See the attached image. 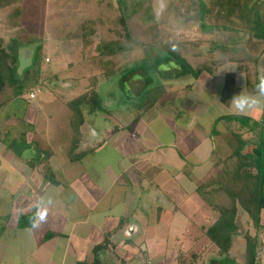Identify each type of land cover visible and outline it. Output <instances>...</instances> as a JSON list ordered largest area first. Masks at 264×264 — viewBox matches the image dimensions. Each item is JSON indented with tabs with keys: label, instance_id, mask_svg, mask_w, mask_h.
Segmentation results:
<instances>
[{
	"label": "crops",
	"instance_id": "obj_1",
	"mask_svg": "<svg viewBox=\"0 0 264 264\" xmlns=\"http://www.w3.org/2000/svg\"><path fill=\"white\" fill-rule=\"evenodd\" d=\"M255 1H259L256 5L264 4V0H254L249 2V5ZM0 13L4 12L0 11ZM8 13H4L3 16L0 14V24L3 23L5 30L3 35L6 39H10L18 31V29H8L7 23L5 26ZM223 13L218 12L216 15L220 17L224 15ZM244 15L241 14L240 19L236 16L238 20L234 23L242 25L236 29L225 25L224 20L216 23L215 14L211 18L213 19L211 25L215 28H224L223 31L226 29L227 33L236 31V34L244 35V42L240 43L242 45L232 46L231 57L220 59L224 56V47L218 52L220 47L209 48L206 44L205 47L203 44L193 45L183 51V56L186 58V63L183 65L175 63L164 50L165 56L150 60L152 65L149 67L159 70L158 74L162 80L160 84L154 83L155 75L152 73L148 77L142 72L133 73L135 76L130 73L134 79L135 77L144 79V82L146 79L150 80L143 91L136 95H142L150 86L166 87V94L152 107V109L158 108L161 114L150 112L152 109L144 114L140 111L141 113L135 115L134 124L127 126L114 118V116L127 117L122 113L112 114L106 109L103 112L86 114V121L79 130V142L75 148L72 112H70L67 117L69 124L61 129L64 133L63 142L67 147V153L66 150L62 151L66 154L63 159L60 155H55L56 149L59 148L58 143L55 146L48 145V149L52 150L45 148L48 150L46 153L40 150L47 156V161L43 157L28 158L26 155L24 158L15 157V149H11V144L0 143L2 151L5 152L2 154L0 150V264H177L178 252L184 241L185 245L187 243L193 245V240L198 234L197 230L209 228L217 218V214L203 201L197 191V188L228 158L227 156L214 158L215 150H224V153L229 154V149L233 151L237 149L238 144L229 146L226 142V136L230 133L233 134L232 137L243 133L244 140L249 141L247 147L251 149L259 141L260 135L264 134V107L262 111L258 110V112L256 109L251 115H242L234 113V109L229 104L234 95L228 91L230 87L243 84L246 85L248 93H254L259 78L264 76V13L254 9L253 13ZM243 20L245 22H242ZM199 22L202 30L203 26L205 29L208 27V23L203 22L202 12L199 15ZM202 32L200 31V34ZM41 38L39 42L45 39L43 36ZM45 46L46 44L41 46V43L38 44L36 41L37 50L40 47L42 50ZM206 51L212 54L211 60L208 56H205V59L199 58L200 54ZM29 52L26 51V55L21 57L22 65L20 62L19 70H22V75L27 79L48 80L37 68L30 70L31 64L33 62L36 64V60L34 53ZM242 52L245 55L242 56ZM125 57L121 56L117 59L122 60ZM144 62L145 59L142 63ZM129 63L119 64L122 71L116 77L122 78L121 83L126 82L125 78L129 73L125 76L122 72ZM137 64L138 62L133 63L129 70L136 68L134 66ZM137 67L140 71L149 70L144 65ZM81 68L76 79L80 76V72L85 73ZM201 68L204 70L199 73ZM52 76L51 78H54ZM112 79H105L103 84L105 86L110 84ZM64 86H67L65 89L69 91L72 82ZM195 87L207 88L210 92L207 95L200 94L192 104L186 98L189 97V91H193ZM35 90L40 92L36 88L30 94ZM111 91L113 90H108V96L105 98L112 100ZM37 95L35 99L29 96L30 101L36 100ZM200 100L212 105L210 104L209 107L208 104V108L202 109ZM171 106L177 109L174 114V125L168 127L165 126L169 123L164 111L167 108L169 110ZM124 113H129V109ZM99 115L104 117L103 122L94 120L99 122V127L97 123L91 125L93 121L90 118ZM232 115L249 117L252 120V127H241L238 121H217L223 116ZM159 122H162L161 127ZM223 122L232 124V128L230 126L225 128ZM138 123L141 126H138ZM217 123L221 125L219 126L221 130L215 128ZM180 125H186L190 132L187 135V143L181 142L187 149V154L177 151L180 137L176 128ZM31 131L33 137L29 138L26 135L27 140L24 135L30 131L23 133L24 141L30 148L27 152L34 151V134L44 132V126H33ZM209 132L217 136L222 144L218 146L215 141L210 142L206 137ZM148 133L150 136L145 141L144 138ZM168 133L172 136L167 141L164 138ZM112 143L120 144L123 154L118 147L114 153L112 152L113 155L111 153V158L107 156L104 158V169L100 172L95 171L94 165L92 166L93 160L97 156L100 157ZM34 152L39 155V151ZM10 154L14 159L7 158ZM155 156H159V159L153 163ZM178 157L184 161L183 179L179 181L175 169ZM113 162L117 168L113 167ZM185 178L196 182V185L193 184V189L190 188L191 192L187 189ZM192 197H196V201L200 203L201 211L193 212L189 208ZM183 205L190 209L188 212L191 213L184 220L186 227H182L184 223L179 224L181 217L175 219L172 215L170 224L165 225V229L161 231L160 214H174L177 208ZM199 212L202 215L201 223L195 221L193 216L194 213ZM207 213L213 215L211 222L206 220ZM32 214H35L34 225H20L22 216ZM40 214L45 217L42 221L39 220ZM188 229L190 231H187ZM148 230L156 235V239H151L149 242L151 246L144 239ZM49 234H52L51 237H48ZM187 234L189 237L186 238ZM240 237L239 234L235 241L231 252L232 258ZM185 239H188L187 242ZM240 245H243L242 240ZM213 248L210 247L203 253L199 260L200 264H219L225 261L218 255V249L214 246ZM263 251L264 245L260 251L261 261L264 256Z\"/></svg>",
	"mask_w": 264,
	"mask_h": 264
},
{
	"label": "rangeland",
	"instance_id": "obj_2",
	"mask_svg": "<svg viewBox=\"0 0 264 264\" xmlns=\"http://www.w3.org/2000/svg\"><path fill=\"white\" fill-rule=\"evenodd\" d=\"M98 1L99 0H24L25 13L23 16L25 20L23 22V28L25 30L22 32L21 37L19 36L18 32L14 34V39H18V41H20L18 44H14V46L18 48V53L20 52L19 60L22 65L21 57L26 55V51L29 52V50L32 49L33 51L29 53H34V56L38 55L35 41H37L38 44L41 43V46L46 44L45 48L41 51L45 57L43 60V56L40 57V62L44 63L43 68H38L40 65L39 62V65L33 62V64H31L32 67L30 66V70H33V68L40 70L44 74V77L48 78V80L45 81V84H47L48 87L40 92L35 90L34 92L36 95L38 94V97L36 100L30 101V95H27V92L36 89L35 82L37 81L36 78L35 80L31 78L30 81H27V84L23 86L25 94L21 97L15 98L13 101H11V103L6 104V106L0 111V143L11 144V149H15V157L24 158L25 155L28 158H31L32 156L39 158L43 157L45 161H47V156H45L44 153H41L40 150L46 153L48 150H52L48 149V145L55 146L57 143L59 144V148L56 149L55 155H60L61 159L66 157V154L62 152L63 150H66L65 153H67V147L63 142L64 140L62 135H64V133L61 132V129L63 130L64 127L69 124L67 117L71 110L67 107V103L75 99L77 96H79V94L83 93V90H86L87 86L86 80L74 81L71 79L76 78V76L79 74L80 68L82 67V63H80V51L82 50L83 46L81 45L80 41L79 28V25L82 21L96 20V26L100 37H102L103 40L111 41L118 39L115 31L120 30L122 35L127 32L124 30L123 26L116 25V20L120 18L126 19L128 33L133 39L135 49L131 54H129V57L126 55L128 59L125 57L122 60L117 59V61H120L118 62L119 64L122 62L123 65L125 62L126 64L130 62L129 66L127 65V68H125L122 72V74H125V76L128 73L129 74L125 78L126 82L123 81V83H121L122 78H113L110 84H107L106 86L103 85L101 87V93L103 97H106L108 96V90H113L111 91L113 97L112 100L105 98L104 106L108 111H111L112 114L115 113L119 115L122 113L123 115H127V117L123 118L114 116V118H116L119 122L127 126L131 123L134 124L133 121L136 119L135 115L141 113L140 111L142 110L140 109V106H142L145 102L144 99L146 95L145 92H143L142 95L136 94H140V92H142L145 88L146 84L150 81L149 79H146L144 82V79H138L137 77L134 79V77L131 75L133 73L137 74L142 72L148 77V75L152 73L155 75V84H160L162 82L161 77L158 74L159 70L151 69V67H149L152 65L150 59L155 60L154 57L159 58L160 56H165L161 44H168L171 42H191L193 45L203 44L204 47V44H206L209 48L220 47L218 48V52L223 50L221 48L224 47V56L220 58L221 60H224L228 56L231 57V55H233L232 46L239 45L240 43L243 44V38L245 37H243V34H236V31L227 33L226 29L223 31L224 28L218 29L212 26L211 23H213V19L211 18H213L214 14L217 17L216 13L224 12L223 16H218L216 18V23H220L222 20H224L225 25L233 26L236 29L238 27H242L241 24L234 23L236 20L241 18V14H245L244 16L249 15V13L254 12V9L257 10V12L260 11L264 13V4L256 5L253 3L249 5V2L254 0H107L105 3L101 4ZM217 8L219 11H217ZM201 12L203 13V22L208 23V27L205 29L203 26V30L200 25L201 22H199V15ZM0 14L3 16L4 13ZM242 22H245V20ZM0 27H2L1 33H3L5 30L3 26ZM200 31H203L202 34H200ZM41 36H43L45 39L42 40V42H39L42 39ZM25 45L26 47L24 48ZM23 48L26 51L22 50ZM208 53L209 52L206 51L205 53L200 54L201 56H199V58L205 59L204 57L208 56L211 60L212 54ZM241 55L243 56L245 53L242 52ZM147 58L148 61L145 65L149 70H129L133 63L138 62L137 66H139L140 64H143V60ZM71 65H73V68ZM55 75H57L59 79L51 78V76L56 77ZM70 82H72V87L70 86V90L67 91V89H65L67 86H64V84L68 85ZM104 82L105 79L103 83ZM243 87L247 92V87L243 84L240 86L237 84L233 85V87H230L228 91H230V93L236 94L239 93ZM233 88H235V90ZM197 92L199 93L197 94ZM209 92L210 90L207 88L200 89V87H195L193 91H189V97L186 99L194 104V99H196L197 96L202 93H206L207 95ZM5 96L8 95L0 97V103L10 100L13 97L7 98ZM200 103L202 109L208 108V104L209 107L210 104L212 105V103L201 100ZM126 106H129V108H126ZM171 107L169 110H167V108L165 109L166 111H164V113H166L168 116L169 124L165 125L168 127H170V125H174V114L176 113L177 109L176 107H172L173 109ZM128 109L129 113L125 114L124 112ZM216 109H212V111L218 112ZM258 110L262 111V108H258L257 111ZM150 112L154 114H161L158 108H154ZM144 113L145 112L142 114ZM234 113L251 115L253 110L244 113H238L234 110ZM21 114H23V116H21ZM90 119L94 122H91V125L97 123V126L99 127V122H95L94 120L103 122L104 117L99 115V117H92ZM146 120L147 119H144V121ZM159 123L161 127L162 122ZM223 124L225 128H228L229 126L232 128V124L226 122H223ZM33 126H44V132L34 134L35 143L33 147L35 148H33V150L39 151V155H36L34 151L27 152V150L30 148L27 147L26 141H24L25 139L27 140L26 135L29 138L33 137V131H31ZM138 126H141L140 123H138ZM219 126L221 125L217 123L215 128H219L221 130ZM241 127L244 126L241 125ZM211 128L212 127L210 126L209 129L211 130ZM28 130L30 133L25 134L24 139L23 133ZM176 130L178 131V135L180 137L177 151L178 153L180 152L182 154H187V149L184 148L181 142L185 141L187 143V135L190 134V132L186 128V125L177 126ZM231 135L233 134L230 133L226 136V142L229 143V146L238 144L239 142L236 140L235 136L232 137ZM149 136L150 133H148L147 137L144 138L145 141H147L146 138ZM171 136L172 135L168 133L164 139L168 141ZM198 136L200 137L199 133ZM206 137L210 140V142L215 141L218 146L222 144V141L217 138V136L215 137L213 134H211V132H209ZM60 140L62 141L61 144ZM188 142L191 141L188 140ZM1 147L2 145L0 144V150L2 151ZM118 147H120L119 151L123 154L120 144L118 145V143H112L109 145L107 150L101 154L100 157H95L96 161L93 160L94 163H92V166L94 165L95 167L94 170L97 172H100L101 169L103 170L104 158L106 156L107 158H111V153H114ZM45 148L48 150H45ZM248 150L251 151L250 149ZM229 151L230 153L228 154L224 153V150L217 149L214 152L216 154H214V158L224 156L229 157V155H232L234 152L231 149H229ZM4 153L5 152L3 150L2 154ZM67 155H69V152ZM14 156L10 154L7 156V158L14 159ZM158 159L159 156H155L152 162L155 163ZM36 163H38L37 160ZM113 164V167L117 168L115 167V162H113ZM175 164H177L175 169L176 173H178L177 180L179 181V179H183L184 161H181L178 157V161L175 162ZM184 182L186 183L189 192L192 191L191 189L194 187L193 184L196 185V182H192L189 178H185ZM189 204V208H191L193 212H198L202 209L200 207V203L196 201V197L190 198ZM189 210L183 205L182 207H178L177 212L174 214H160L159 217H161L160 221L162 222L160 223V230H164L165 225L167 226L170 224L172 215L175 219L177 217L180 219L181 217L179 224L184 223L182 226L184 227L186 225V222L184 221L187 219L186 216L189 217V214H191L188 212ZM193 216L195 221L197 220L199 223L202 222V220H200V216L202 218L201 212L198 214L194 213ZM212 217V213H207L206 220L211 222ZM243 223L245 225L242 226V232L240 235L244 233L243 230H248L250 228L247 227L246 220L244 218ZM260 238L262 239V243L264 245V230L260 234ZM144 239H146L147 244L151 246V243L149 242L151 239H156V235L151 230H148L146 238ZM240 244L241 237L238 240V245L235 247L236 252L232 254L233 258L230 257L228 260L224 261L223 263L220 262L219 264H237L238 261L242 262L243 252ZM211 248L214 249L213 246ZM262 260V264H264V256ZM201 262H203V260H201ZM198 264H200V261Z\"/></svg>",
	"mask_w": 264,
	"mask_h": 264
},
{
	"label": "trees",
	"instance_id": "obj_3",
	"mask_svg": "<svg viewBox=\"0 0 264 264\" xmlns=\"http://www.w3.org/2000/svg\"><path fill=\"white\" fill-rule=\"evenodd\" d=\"M105 1L107 0L98 2L101 4ZM258 2L253 3L257 4ZM0 11L9 12L8 18H5V26L7 23L8 29H18L17 32L21 37L25 30L23 29L24 0H0ZM2 21L4 20L2 19ZM116 21V25L123 26L127 32L122 35L120 30L115 31L118 39L111 41L103 40L100 37L96 20L82 21L79 25L80 41L83 46L80 51L81 71H85L86 74L81 73L77 79L72 78V80H86L87 86L83 93L67 103V107L72 112L71 123L74 130L73 147L75 148L79 142V130L86 121V114L106 110L105 97L101 93L104 79L108 80L119 76L122 69L117 58L129 55L135 49L133 39L128 33L126 19L120 18ZM0 26H3V23ZM1 31L2 27H0V97L4 95H8L5 96L7 98L13 97L0 103V111L15 98L24 95L23 86L27 84V81H30L29 78L22 75V70H19L20 52L18 53V48L14 44H18L20 41L15 40L14 36L6 39ZM191 46H193L191 42L161 44L168 57L181 65L186 63L183 51ZM37 51L36 63H40L38 68H43L44 63L40 62V57L43 56V60L45 56L41 52V47ZM150 60L152 61V59ZM147 61L148 58L139 66L146 67ZM71 67L73 68V65ZM134 67L136 68L133 69L138 68L137 65ZM206 69L209 70V68ZM203 70L204 68H201L198 72ZM45 81L47 79H38L35 82L36 88L40 91L45 90L48 87ZM31 91H28L27 95H30ZM165 91L166 87L162 85L148 87L144 91L145 102L140 106V109L143 112L152 109L166 94ZM220 120L238 121L244 127H252V120L249 117L232 115L223 116L217 121ZM235 138L239 142L237 149L223 162L222 167L219 166L213 175L197 188L199 196L217 214V218L209 228L197 230L198 234L193 240V245L188 243L185 245L184 241L178 252L177 264H198L203 253L212 246L218 249L219 256L223 257L225 261L228 260L234 249L235 241L242 232V226L245 225L243 218L246 220L247 227L250 228L243 230L244 233L240 235L243 237L241 238L243 257L242 262H237V264H262L260 251L263 243L260 234L264 230V134L260 135L259 141L253 145L252 149L247 147L249 141L244 140L243 133L235 134ZM34 218L35 214L22 216L19 221L20 225H34ZM51 235L49 234L48 237ZM187 237H189L188 234ZM185 240L187 242L188 239Z\"/></svg>",
	"mask_w": 264,
	"mask_h": 264
},
{
	"label": "clouds",
	"instance_id": "obj_4",
	"mask_svg": "<svg viewBox=\"0 0 264 264\" xmlns=\"http://www.w3.org/2000/svg\"><path fill=\"white\" fill-rule=\"evenodd\" d=\"M230 106L238 113H244L264 107V76L259 78L254 93L242 90L234 94L229 101ZM44 215H39V220H44Z\"/></svg>",
	"mask_w": 264,
	"mask_h": 264
},
{
	"label": "built area",
	"instance_id": "obj_5",
	"mask_svg": "<svg viewBox=\"0 0 264 264\" xmlns=\"http://www.w3.org/2000/svg\"><path fill=\"white\" fill-rule=\"evenodd\" d=\"M30 98H31V99H35V98H36V94H35V92H33V93L30 94Z\"/></svg>",
	"mask_w": 264,
	"mask_h": 264
}]
</instances>
